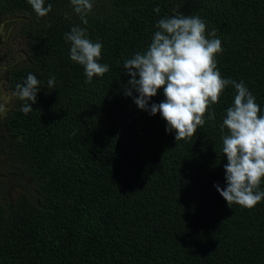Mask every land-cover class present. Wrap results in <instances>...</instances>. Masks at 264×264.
Wrapping results in <instances>:
<instances>
[{"label": "trees", "instance_id": "16d2710c", "mask_svg": "<svg viewBox=\"0 0 264 264\" xmlns=\"http://www.w3.org/2000/svg\"><path fill=\"white\" fill-rule=\"evenodd\" d=\"M49 3L38 18L27 0H0L6 40H24L0 76L9 93L0 108L8 134H0V264H264V199L230 208L214 187H226L219 125L235 89L209 107L214 121L206 112L192 139L176 142L159 112L123 94L122 67L147 48L159 19L199 16L221 40V76L243 81L264 114V0H93L87 25L70 0ZM76 25L102 42L99 62L109 65L90 83L64 39ZM29 73L42 85L25 115L13 92ZM163 99L159 89L149 103Z\"/></svg>", "mask_w": 264, "mask_h": 264}, {"label": "clouds", "instance_id": "9594fccd", "mask_svg": "<svg viewBox=\"0 0 264 264\" xmlns=\"http://www.w3.org/2000/svg\"><path fill=\"white\" fill-rule=\"evenodd\" d=\"M27 3L38 18L52 9L51 3L44 6L45 0H27ZM70 7L87 25L93 0H70ZM153 11L159 13V6ZM66 18H69L67 14ZM155 27L158 30L147 48L123 62L122 67L130 76L123 86V94L132 97L137 107L150 115L159 112L166 122L165 131H174L178 142L192 139L197 129L204 126L206 112L208 120H215V113L208 109L231 85L235 89L233 102L219 125L221 153L227 158L226 187H214L229 207L236 204L243 209L254 208L264 199V191L260 190L264 178V114L254 95L243 81L221 76L215 57L223 51L222 43L216 29L206 35V22L202 18L177 11L175 15L159 19ZM64 39L70 43V60L83 67L86 83L109 71L108 64L99 62L102 42H93L86 28L72 26ZM41 85L33 73H29L23 83L15 85L13 95L24 102L20 108L23 114L33 110L28 102H36ZM54 86L55 77H50L47 88ZM159 89L163 90L164 99L150 104Z\"/></svg>", "mask_w": 264, "mask_h": 264}, {"label": "rangeland", "instance_id": "374dc122", "mask_svg": "<svg viewBox=\"0 0 264 264\" xmlns=\"http://www.w3.org/2000/svg\"><path fill=\"white\" fill-rule=\"evenodd\" d=\"M5 31L7 30L6 28H4V25L1 23L0 24V76L3 75V71H1V69H5L6 67L5 60H7L8 56L10 58H14L13 55H17L22 48L21 42L22 41L24 42L23 39L19 40V38L16 39V42H13L10 40L7 41ZM11 31H12V28H9V33ZM7 42H12V43L8 45ZM8 100H9V93L6 88L5 82L0 80V108L6 107L5 105H6V102H8ZM0 134H2V137L4 139L8 136V134L4 131H1ZM5 150L6 149H4V151ZM0 157H3V155L1 154V149H0Z\"/></svg>", "mask_w": 264, "mask_h": 264}]
</instances>
